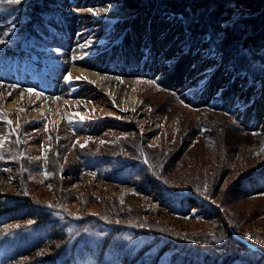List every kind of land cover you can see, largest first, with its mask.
Returning <instances> with one entry per match:
<instances>
[{
  "label": "rangeland",
  "instance_id": "rangeland-1",
  "mask_svg": "<svg viewBox=\"0 0 264 264\" xmlns=\"http://www.w3.org/2000/svg\"><path fill=\"white\" fill-rule=\"evenodd\" d=\"M225 1L210 0V14L188 27L180 14L162 10L160 0L0 2V39L5 41L0 44V199L7 204L24 200L33 214L43 211L48 219L58 220L54 226L37 215L0 226V264L5 253L24 243L14 245L12 236L2 235L34 230H43L38 241L39 245L43 241V247L15 264L62 247L66 240L58 242L60 234L68 241L79 235L93 242L110 238V248L120 245L127 254L155 258L146 257V264L173 263L171 255L177 248L170 243L189 242L217 254L238 251L240 259L245 252L239 243L249 252H264V79L260 80L264 0H246L252 10L221 18L215 27L213 14L224 8L217 6ZM72 8L82 12L73 14ZM67 11L71 13L66 16ZM87 11L100 14L96 21L118 18L120 25L113 33L128 32L130 24L136 23L148 29L152 19L157 22L164 15L178 26L170 29L172 37L156 43L157 49L177 55L172 61L165 62L164 57L158 61L157 68L166 69L165 73L155 69L148 76L102 73L103 82L121 79L108 86L102 83L99 91L93 89L98 99H112L116 109H111L109 100L99 107L114 113L92 111L88 103L94 105L96 98L79 99L76 94L69 99L81 104L72 106L63 90L69 85L65 76L72 70L98 75L73 60L86 49L79 45L104 39L87 35L93 30L86 27L91 18ZM135 15L132 23L126 19ZM200 21L212 25L208 29L205 24L212 34L203 31ZM99 23L98 29L110 24ZM232 47L236 51L228 60ZM137 53L138 59L143 57L142 50ZM205 56L210 59L205 70L212 72L191 85L198 73L193 69ZM183 57L182 68L167 78V71ZM119 63L132 65L129 59ZM239 66L242 69H236ZM23 70L29 77L47 70L46 78L56 79L48 84L57 86L56 93L37 90L34 82L21 83ZM191 70L193 76L186 78ZM126 78L134 86H128ZM228 78L237 81L226 90ZM86 87L80 88L88 91ZM250 99L253 103L248 106ZM255 255L243 258L248 264L264 262V255L260 259ZM79 263L96 264L89 257Z\"/></svg>",
  "mask_w": 264,
  "mask_h": 264
},
{
  "label": "trees",
  "instance_id": "trees-1",
  "mask_svg": "<svg viewBox=\"0 0 264 264\" xmlns=\"http://www.w3.org/2000/svg\"><path fill=\"white\" fill-rule=\"evenodd\" d=\"M134 1L135 0H129ZM211 3L210 0H160L159 6L161 8H163L162 10H164L165 12H169V13H173V14H180L184 20L187 22V25L185 26H191L194 22V20H200L202 19L205 15L210 14V7L211 5L209 4ZM229 1L227 0V2H220L218 4V8L220 6H223L224 8L221 9L220 7V11L216 10L217 14H213V18L214 20L217 19V24H215V27H218L220 25V23H218V21L221 18L224 17H229L231 14L235 15V14H242V12H249L250 7L247 6L246 0H233L232 2L230 1L229 3V7H225L226 4H228ZM233 4V5H232ZM217 8V9H218ZM215 9V7H214ZM263 12V16L262 18H264V9H262L261 13ZM219 13V14H218ZM221 13V14H220ZM212 16V15H211ZM247 18V17H246ZM245 20H249V19H245ZM201 22V21H200ZM220 22V21H219ZM191 24V25H189ZM205 24H207V28L208 29H213L212 25L207 22V21H203L201 22V26L203 28V31H207L205 28ZM249 24V23H248ZM208 33L210 32L212 34V31H207ZM262 38L264 39V31H262L261 33ZM231 51L229 52L228 55H226V58H228V60H231V56L235 54L234 51H236V49H234L232 47V49H230ZM240 60V59H239ZM241 63V61H240ZM236 69L240 70L242 69L241 66L236 67ZM264 79V70L261 74V81ZM205 203V202H204ZM22 204H26L25 201H15V204H7L5 203L2 199H0V214H4V213H8L9 211H13V212H17L18 209L17 207H19ZM29 205V203H27ZM25 206V205H24ZM21 208V206L19 207ZM30 209H32V207L29 205L27 208H25L26 211H29L30 213H32L30 211ZM22 212H24V209H20ZM46 213V212H45ZM43 211L40 214H33L30 215L29 217H20L17 219H10V222L12 221H23V220H27V219H34L37 215H40L41 218L47 219L46 222H49L51 224H54V226L57 225V222L54 219H48L51 218L49 216H47V213L45 214ZM209 214H213L211 213V209L209 211ZM119 229V228H118ZM128 229V228H127ZM73 235V234H70ZM80 236V235H79ZM79 236L76 239H73L72 241H68L67 237H65L63 234H60L58 237V242H62L64 243V241L66 240L65 244H63L62 247H58L56 249H54L52 252H50L51 254L49 255H45V256H40L39 258H36L34 260H30V262L25 263V264H75L76 261L78 259L77 256H82L84 252H89L88 249L83 248L82 247V243L79 240ZM51 239H49L50 241ZM110 238H108V240L102 238L101 241L97 244L96 249L97 250V255H96V262L98 264H113L114 259L117 260L118 262V258H123L122 261H120V263L118 264H146L144 263V259L146 257H150V256H146V255H142L139 253H132V254H127L126 252V248L125 247H121L120 245H115V252L113 248L111 247L110 244ZM167 241L169 240H164L165 243H167ZM70 244L72 246H70ZM238 244V242H237ZM81 245V246H78ZM171 246H175L177 248V252L171 255V259L170 261H172L173 263L170 264H192L195 260L196 262L199 260L201 262H195L196 264H248L250 263V261H248L247 259H244L243 256L246 255H251V254H256V258L260 259L261 255H264V252H257V253H252L249 252L248 249H246V247L244 245H242L241 243H239L240 246H242L244 249L243 251L245 253L241 254V259L238 257L237 258V253H239L238 251L235 252H226L223 254L219 253L217 254L216 252H213L209 249L206 248H202V247H198L197 245H191L189 242L188 243H183V244H173L170 243ZM45 246V245H44ZM67 246H69V249L67 248ZM43 247V243H41L40 245L37 244L35 247H33L32 249H26V250H21L19 253H17V255L13 258H11L9 260L10 263H17L18 260H22L24 258H32L36 251L41 249ZM87 248H89L88 246H86ZM49 250H52V248H48ZM76 252V253H75ZM108 252H112L111 255H108ZM107 253L108 256L111 257V259L109 260V262L105 263L103 262V257L104 255ZM126 253V254H124ZM229 253V254H227ZM232 254V255H231ZM236 256L235 258H233L232 256ZM129 256V258L127 257ZM232 257V258H231ZM151 258V257H150ZM151 259H155V258H151ZM243 259V260H242ZM157 261L152 260L151 264H156ZM254 262V261H253ZM9 263V264H10ZM115 264V263H114ZM260 264H264L260 263Z\"/></svg>",
  "mask_w": 264,
  "mask_h": 264
},
{
  "label": "bare ground",
  "instance_id": "bare-ground-1",
  "mask_svg": "<svg viewBox=\"0 0 264 264\" xmlns=\"http://www.w3.org/2000/svg\"><path fill=\"white\" fill-rule=\"evenodd\" d=\"M88 1L94 2L96 0H86L85 3H87ZM102 8H104V7L103 6L97 7L98 10L99 9L101 10ZM97 9H96V11H97ZM111 10L112 9H110L109 11H111ZM91 13H92V11H87L86 12V14L91 17L90 20L86 23V25H87L86 27L88 28V31H89V29H93V27H96L98 25V23L100 21H102V20L105 23H110L111 24V28H114L116 26L119 27L118 25H120L119 22H117L119 20L118 18H117L118 19L117 20L116 18L113 19L111 17L110 18H107L106 17L107 18L106 20L101 18V19H99V20L96 21L94 19V18H96V16H93ZM135 18H136V15H135L134 18H131V17L128 16V18H126V19L131 20L130 22L132 23V22H134V19ZM120 21L123 22L124 19H122ZM124 22H126V21H124ZM171 24H172V26L169 27ZM142 27L143 26L141 24H139V23H136L135 25L130 24V26H129L130 31L125 32V33H123L124 30L117 32V34L121 37V39L117 40L116 42H118L117 44L122 43V47L120 49V53H117V51H119V50L113 51L114 49L112 50V47H110L107 50H105V51H107L106 52L107 55H109V60H108L109 62H110V60L113 61V60L116 59V61L115 62L113 61V65H111L110 67H107L108 63L104 66V64H103L104 62L102 61L103 60V57L102 56L105 55L104 52H103V48L102 47L98 48L96 46L97 45L96 43H98V42H96L95 40L90 41L91 42L90 46L86 48L87 51L85 53H87V56H84L85 53L84 52H81L80 55H82V56H78L80 58H78V57L75 58L74 57L75 58V59H73L74 61H76L77 63H80V64L84 65L88 69H91L93 71H97L98 72V75L95 74V73H93V72H77V71H73V70L70 71V77L72 79L71 80V83H69V85L63 89L65 91V93H67L69 95L68 97L65 96L66 99H68L67 100V103H70L72 106L73 105H76L77 106V105H80L81 104L80 103V100H72V101L70 100L72 94H76L77 95L76 97H78L79 99L80 98H82V99L85 98L86 100H89V99L92 100V98H96L94 105L91 102L88 103V108L90 110H92V111L99 110L102 114H107V113H110V112L114 113L113 110L111 111V110H107L105 108H100L99 107L100 104L102 105V107H105L106 106V102L109 100V98L105 97V99L107 101L104 102L103 100L98 99L99 98V94L97 95L96 92L93 93V91L95 90V88L96 89L98 88L97 90L99 91V89L101 88V84L102 83H104L106 85H107V83H109V85L111 83H113V84L114 83H121L120 82L121 79L117 80L118 78H113V80L112 79L111 80L110 79H108V80L105 79V81L103 82V79L101 78V75H103L102 73H106V72L107 73H116L118 71L120 73H123V74L126 73L127 75H129L130 73H132L134 71L133 72V75H138V74H140L139 68L143 67L141 71L145 70V67L143 65L140 66L139 63L136 61V59H137L136 56L139 54V53H137V46H138V44L141 41H143L145 43V45L148 48H150V52H151V53L146 54V55L143 56L144 64L146 62H151L150 69H152V68L154 69L155 68V70L157 71V73H160V72L165 73L166 72V69H161V68L158 69L159 67H158V64H156V63L159 60H158V58H155L153 60L152 52L153 53L155 52V54L162 53L165 62L175 60V57H172V56H177V55H174L175 54L174 52H171V53H170V51H165L164 52V51L160 50L161 47H158V49H157L156 48V43H157L158 40L159 41L160 40L161 41H164L168 37L169 38L172 37L173 34L171 35V30L170 29H172V28L174 29L175 27L178 28V26L176 25V23H174V20H171V19H167L166 20V16L164 15L160 21H157L156 22V21H153V19H152L151 22H150V24H149V26H147L148 29L147 28H142ZM173 31H175V30H173ZM93 47H95V49L97 48L98 50L94 51L93 49L92 50L89 49V48H93ZM93 51H94V53H93ZM81 57H83V58H81ZM209 57H210V55H209ZM68 58H70V57H68ZM89 58H91L92 60H89ZM127 59H129V61L130 60L132 61V63H131L132 65L130 67L125 68V66L120 65L119 62H121L123 60L125 61ZM183 60H184V57L181 58L176 63V65L172 68V70L167 71V73H166V75H168L167 78L170 79V77L172 76L171 73L173 71H175V70L176 71H179V69L182 68V61ZM209 60L210 59H205L204 60V58H201L200 59L199 63L201 62V64L198 67L195 66L194 69H193V71H195V69H196V71L198 72L194 76L191 74L193 72L192 70L190 72H188L186 78H189V76H191V75L193 76L192 78L190 77L191 80H190L189 83L191 85H193L195 83L196 79L198 80V78L201 77L202 75L205 76L207 74V72H212V70H210L209 68H206V70H205V67H207L209 65L208 64V61ZM122 64H123V62H122ZM167 65H168V63H167ZM168 66H170V65H168ZM208 74H207V76H208ZM214 76H216V73L215 74H212V77L213 78H214ZM228 77H229V75H228ZM77 78H80V79H77ZM229 80H230V78L227 79L228 84H227V82L224 81L226 83L225 86H226L227 89L231 86V84H233V83H235L237 81V79H233L230 82H229ZM124 82L127 83V84H129L128 86H131V87L134 86L133 82H131V80L129 78L124 79ZM209 83H210V80H209ZM78 85H82V86H79V88H78L77 87ZM84 86H87L86 87L87 89L89 88L88 89L89 93H88L87 90H86L87 91L86 92L85 89L80 88V87H84ZM240 94L242 95L243 94V91ZM108 97H110V96H108ZM40 100H41V102H44L45 101V99L43 97ZM111 100H109L110 101V104H111V106H110L111 109L112 108L116 109L115 108V105L113 103H111ZM252 103H253L252 102V99H250L247 104L249 106Z\"/></svg>",
  "mask_w": 264,
  "mask_h": 264
},
{
  "label": "snow or ice",
  "instance_id": "snow-or-ice-1",
  "mask_svg": "<svg viewBox=\"0 0 264 264\" xmlns=\"http://www.w3.org/2000/svg\"><path fill=\"white\" fill-rule=\"evenodd\" d=\"M0 2H4V3H7V4H20L22 2V0H0ZM104 11H107V9H105ZM91 14L93 16L98 15V13L95 12V11H93ZM4 35L7 36L8 33H5ZM3 43H5V41L3 39H0V44H3ZM90 44H91V42H87L86 44L80 45V47L81 48L89 47ZM85 55H87V53H85ZM81 58H83V57H81ZM77 79H80V78H77ZM65 80H66V82L71 83L70 75L69 76H65ZM13 87H15V86H13ZM27 91L29 92V94H33V90L32 89H28ZM9 95H11V93H9ZM83 119H84L83 117H80L81 121H83ZM72 122L73 121H71V120L68 121L69 124H71ZM8 123H11V122L8 121ZM45 131H47V126L45 127ZM102 143H103V141H102ZM0 147H2V145H0ZM81 147H84V145H81ZM5 171H7V169H5ZM31 223H32V221H29V224H31ZM261 243H264V242H261Z\"/></svg>",
  "mask_w": 264,
  "mask_h": 264
}]
</instances>
